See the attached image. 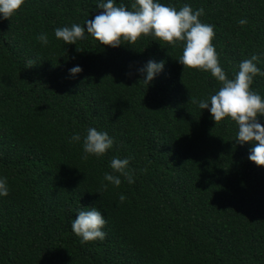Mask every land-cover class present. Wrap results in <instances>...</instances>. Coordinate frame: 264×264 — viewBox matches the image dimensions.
Returning a JSON list of instances; mask_svg holds the SVG:
<instances>
[{
	"label": "trees",
	"instance_id": "1",
	"mask_svg": "<svg viewBox=\"0 0 264 264\" xmlns=\"http://www.w3.org/2000/svg\"><path fill=\"white\" fill-rule=\"evenodd\" d=\"M101 2L25 0L11 19L0 14V179L9 188L0 196V264H264V166L249 159L255 142L236 143L235 121L216 124L190 100H210L222 85L210 71L184 69L182 42L147 35L100 44L86 21ZM156 2L204 9L200 20L214 25L229 79L252 55L264 71V0ZM114 3L132 11L135 0ZM73 23L85 27L83 40L55 37ZM150 60L164 69L147 85L139 69ZM76 66L83 71L72 76ZM251 88L264 99V77ZM88 128L114 140L102 157L83 159ZM113 157L130 160L134 183L104 180ZM92 208L107 221L106 238L82 243L71 224L78 209Z\"/></svg>",
	"mask_w": 264,
	"mask_h": 264
},
{
	"label": "clouds",
	"instance_id": "2",
	"mask_svg": "<svg viewBox=\"0 0 264 264\" xmlns=\"http://www.w3.org/2000/svg\"><path fill=\"white\" fill-rule=\"evenodd\" d=\"M24 3L25 0H0L2 19H11ZM98 8L103 11L94 19L86 21V31L102 45L117 48L122 44H135L142 36L147 35L173 47L177 42H182L183 51L178 61L184 69L210 71L222 85L216 94L210 96V100L191 98V103L197 104L202 110L208 109L216 124L226 117L235 121L239 128L236 143L255 142V146L250 150L249 159L258 166H264V125L258 119L264 116V99L251 88L254 77L257 75L264 77V71L257 67L256 62L259 60L257 55L243 60L239 64V71L234 79H229L219 64L218 55L212 43L215 36L214 25L202 23L200 20L204 14L203 8L194 11L190 6L185 5L177 10L173 6L161 4L156 0H135L132 11L123 5L116 6L114 0L101 2ZM238 23L244 26L248 21L240 19ZM54 31L55 37L63 40L65 44H76L78 40L85 38V27L75 23L71 27H60ZM36 39L43 45L49 43L46 33H41ZM33 65L34 61L29 60L26 67L31 68ZM163 69V61L159 63L148 61L143 68L139 69L142 74H145L141 81L149 85ZM69 71L72 76H75L83 69L76 66ZM80 140L79 134L71 137L72 142H80ZM113 145L114 140L107 132L88 128L83 138V159H87L89 155L102 157ZM129 163L130 160L127 158L113 157L110 162L112 173L106 172L104 180L116 187L121 185V177L129 184L134 183L135 170L129 168ZM142 171L146 172L147 169ZM107 186V184L102 185L105 190ZM8 195L7 179L2 178L0 179V196ZM125 199L126 197L121 194L120 202L123 203ZM77 212L78 216L72 221L71 229L81 238L82 243L102 241L106 238V233L102 229L107 221L99 210L78 209Z\"/></svg>",
	"mask_w": 264,
	"mask_h": 264
}]
</instances>
